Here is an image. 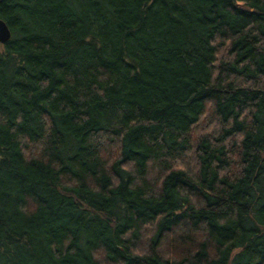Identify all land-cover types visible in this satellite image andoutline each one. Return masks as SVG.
Returning a JSON list of instances; mask_svg holds the SVG:
<instances>
[{
  "label": "trees",
  "instance_id": "1",
  "mask_svg": "<svg viewBox=\"0 0 264 264\" xmlns=\"http://www.w3.org/2000/svg\"><path fill=\"white\" fill-rule=\"evenodd\" d=\"M0 18V264H264V0Z\"/></svg>",
  "mask_w": 264,
  "mask_h": 264
},
{
  "label": "water",
  "instance_id": "2",
  "mask_svg": "<svg viewBox=\"0 0 264 264\" xmlns=\"http://www.w3.org/2000/svg\"><path fill=\"white\" fill-rule=\"evenodd\" d=\"M11 37V32L4 20L0 18V44L6 43Z\"/></svg>",
  "mask_w": 264,
  "mask_h": 264
}]
</instances>
